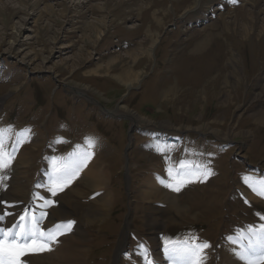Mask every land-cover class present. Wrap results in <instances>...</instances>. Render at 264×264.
Returning <instances> with one entry per match:
<instances>
[{"label": "rangeland", "instance_id": "obj_1", "mask_svg": "<svg viewBox=\"0 0 264 264\" xmlns=\"http://www.w3.org/2000/svg\"><path fill=\"white\" fill-rule=\"evenodd\" d=\"M0 1V124L13 129L0 130L5 157L6 145L13 146L15 139L9 135L21 132L14 129L35 125L38 134L32 143L21 145L29 152L30 163L28 177L23 176L29 185L24 192L33 193L38 171L48 169L54 156L76 149L74 139L93 133L98 137L95 145L102 148L89 150L92 162L86 167L87 177L85 168L74 182L75 205L85 204V210L108 201L100 223L87 225L78 213L69 218L89 232L83 263L113 264L116 249L124 242L115 264H145L136 257L139 252L149 255L143 248L145 239L157 249L172 240L183 245L207 242L211 247L202 250L206 257L202 264H248L236 254L237 244L244 242L234 236L264 223V198H249L241 186L242 177L264 179V35L258 36L260 27H255L251 36L244 37L246 33L231 22L228 12L236 13L243 4L250 8L249 0ZM224 19L231 27H225ZM16 37L23 43L21 53L10 51ZM203 39L205 45L198 49ZM113 60L117 63L110 71L89 73ZM121 72L141 73L140 80L128 88L117 77ZM77 86L87 88L83 95ZM170 87L175 89L168 93ZM61 134L67 141L52 143L50 149L52 138ZM177 134L172 141L183 138L173 142L168 154L170 140H164L165 135ZM184 146L191 150L184 164L196 170L203 165L198 178L194 172L175 185L172 174L187 175L174 171ZM10 155V166L4 168L9 180L0 185L3 204L8 198L4 190L14 185L16 172L25 169L17 168L16 156ZM98 158L106 179L95 187L88 172L96 168ZM163 162L168 165L160 167ZM162 168L170 183H164L166 188L180 186L173 197L180 200L183 213H173V197L167 196L165 203L139 197L143 180ZM45 177L47 191H52L50 176ZM58 192L64 191L59 187ZM50 198L54 201L50 209L65 208V199ZM12 201L24 204L27 200L13 196ZM72 208L68 206V211ZM78 233L74 232L76 238ZM150 242L146 245L154 250ZM131 249L133 262L132 254H125ZM33 252L29 254H37Z\"/></svg>", "mask_w": 264, "mask_h": 264}, {"label": "bare ground", "instance_id": "obj_2", "mask_svg": "<svg viewBox=\"0 0 264 264\" xmlns=\"http://www.w3.org/2000/svg\"><path fill=\"white\" fill-rule=\"evenodd\" d=\"M197 1L193 2V5H196ZM215 1L216 0H207V3H209V2L211 3V2H215ZM7 2H9V1H7ZM242 2H244V1H242ZM246 4H249V6H251V7L245 8V5L243 4L244 6L243 5L237 6V9H235V11H237L236 13L231 12V11L228 12L229 16L232 17L231 22H233L234 25H236L242 33H246L243 35L244 37H249V35L251 36V33H249V32H251V30H253L255 27H260V29H258V33H259L258 36L264 35V0H249V2H247ZM0 5L2 6L1 1H0ZM235 6L236 5H234V8H236ZM7 7H8V5H7ZM189 8H187L186 10L189 11L188 10ZM211 8H212V5L208 7V9H211ZM223 8L224 7L221 4V6H219V9H223ZM227 17H228V15H227ZM206 18L207 17H204V19H206ZM208 18H211V17H208ZM240 19H242V20H240ZM223 23H224L225 27H231L229 24L230 21H227L226 19H224ZM240 28H242V30ZM16 33H15V36H16ZM205 42H206V40H204V39L200 40V43L197 45V48L201 49V47L203 45H205ZM156 43H157V39L152 42V44L148 50L153 51V48L155 47ZM22 47H23V43L21 42V40H19V38L16 37L15 40L11 41L10 51L13 50V52L21 53L23 51ZM24 58H21L22 61L24 60ZM77 61L79 62L80 60L78 59ZM39 63H41V62H39ZM116 63H117V61H115V60L109 61L106 66L99 65L95 70L89 71V73L90 74H99L101 72V69H102V72H106V71L108 72L111 69H113V67L116 65ZM42 67H43L42 64H39L38 66H36V68H38V69H40ZM140 75H141V73H138L136 75L133 72H130V73L121 72L120 74L117 75V77L120 80L124 81L128 88H132L134 86V84L140 80ZM75 89L77 92L83 94L87 88L77 86ZM174 89H175V87H170V88H168L167 91H169L168 93H170ZM120 109H122V107ZM136 119L141 120V118H137V116H136ZM151 123L152 122H149L148 124H151ZM176 129H178V128H176ZM228 133H230V132L228 131ZM226 136L228 138L230 136V134L226 135ZM35 138H36V136H35ZM35 138H34V140H35ZM101 149L102 148H100V150ZM95 151L99 152V147H96ZM28 153L29 152H26V150L24 148L21 149L19 154L16 156L17 159L15 158L17 161L16 166H17V168H22V167L24 168L25 167V169L20 170L19 172L18 171L16 172L17 173L16 180H15V183L13 186H10L9 188H7V190L2 189V191L4 190L5 193H7L8 198L5 199V202H4L5 204L0 202V222H1V220H3V222L6 225L11 224L12 221L15 219V217L18 216V213L20 212V210L22 211V209H23V206H20V205H18V203L12 201V197L13 196H19L22 200H24V199L27 200L30 197V195H27L24 192L25 189H27L29 187V185H27L26 182L23 180V176L25 175V173H26L27 177L29 175L28 170H27V168L30 166ZM97 160L99 162H96V165H97L96 168H91L90 171L88 172V180L90 182H93L94 185H92V186H95V187H98L100 185V183L106 179L105 167L103 166L104 164H102V162L99 158ZM90 162H91V160H90ZM154 165L159 166L158 162H156ZM160 167H161V165H160ZM159 169H161V168H159ZM159 169L157 170V172H160ZM162 169H164V168H162ZM171 169H172V166H171ZM166 170H167V168H166ZM86 171H87V168L83 172V174L87 177ZM155 171H156V169L154 170V172ZM157 172H156V174L158 175ZM156 174L153 175V173H151L150 176L148 175L147 179L143 180L141 187H139V189H138V194H139V197H141L142 199H149L151 201L155 200V201H159L161 203H165V201H167L166 197L167 196L173 197L174 194L172 191L167 190L166 187H165L166 189H164L162 187V185L160 184L161 183L160 177L157 178ZM67 177H70V175H68ZM195 177H196V175H195ZM76 178H75V180H76ZM71 179H72V177H70L69 180H71ZM181 183H183V182H181ZM259 185H262V184L260 183ZM74 186H75V184L73 183L71 187H69L68 189H66L63 192V194L62 193L60 194L55 190H52L49 192L50 196L55 195L58 198H60V200L65 199L64 203L66 204V206H65V208H62V206L61 207L55 206L53 209L49 208L50 212L48 213L47 216H45L46 225H44L43 227L47 228L56 222H63L62 228L60 230L63 232L61 234L59 232H57L54 235L53 239L51 240V243L49 245H46L45 250L37 251L36 255H30V254H32V253L29 254L30 251L25 252L24 253V257H25L24 261L25 262L22 261L21 264H84L85 263V262L83 263V261H84V258H86V255L88 253V246L90 245V243H89V232L85 231L84 227L81 224H79L80 223L79 221H78L79 223L73 222L69 225L68 222L71 221V220H69V218L73 213H78L80 215L79 217H81V219H83L87 225H92L93 223L96 224L97 222L100 223L104 217L105 210L108 208V201L102 200L100 202L101 208L98 206H96V208H92L93 207L92 206V207H89V208L84 210L83 206L85 204L83 202H81V204H84V205H81L80 207L78 205H75L78 203L76 202V200L74 199V197L72 195H77L78 192L74 188ZM254 187H255V190L258 192L257 196L263 197L264 195H261L260 193L264 192V188H262V186H261V188L259 190L257 186H254ZM61 190H62V188H61ZM180 191H181V189H180ZM247 194H248L249 198H256V199L258 198V197H255L254 194L253 195H251L249 193H247ZM78 196L84 197L85 195L83 194V195H78ZM6 200H7V202H6ZM172 203L175 204V207L173 208V213H177V214L183 213V206H181L180 200L178 201L175 197H173ZM68 206H74L75 208L71 209L73 211H68L69 210ZM91 209H92V214H91ZM154 209H156V208H154ZM68 226H70V228ZM75 231L79 232L78 234H76V235H78L77 236L78 238H76L74 235ZM147 238H149L151 240L150 237H147ZM152 238H155V237H152ZM142 240L145 241L144 243L150 242V241H146L145 239H142ZM152 242H154V239H152ZM123 243L124 242H120V246L116 249L115 262L113 264H115L118 261L117 258L121 252V249L123 248ZM150 245L152 247H154L153 251H156L159 249V248L157 249V247L154 246L151 242H150ZM159 250H161V249H159ZM221 250H220V252H221ZM35 252H33V253H35ZM33 257H35V258H33ZM224 257H225V253L223 252L222 258L224 259ZM223 262H225V261H223ZM203 264H205V263H203Z\"/></svg>", "mask_w": 264, "mask_h": 264}, {"label": "snow or ice", "instance_id": "obj_3", "mask_svg": "<svg viewBox=\"0 0 264 264\" xmlns=\"http://www.w3.org/2000/svg\"><path fill=\"white\" fill-rule=\"evenodd\" d=\"M91 144V142H89ZM11 155L5 157L3 152V139L2 132H0V168H7L10 161ZM183 167V165L181 166ZM79 168L78 164L71 166H66L63 170V175H72ZM261 183H264L262 181ZM172 187V185H168ZM175 191H180V186L174 188ZM264 195V192L260 193ZM43 215V214H42ZM27 213L20 217V221H25ZM264 219V217H262ZM33 225L31 228H25L24 224H20V232L15 235H11L9 239L0 238V264H21L20 257L25 253L26 250L29 251H43L46 245L40 244L36 245V229L35 217L32 218ZM69 225L73 222L69 221ZM247 239V243H241V251L236 253L241 259L248 261V264H254L251 259L253 255L257 252L261 257H264V223H261L259 229L257 230L254 226H250L247 233L242 236H238L237 239ZM16 240H22L24 242L31 241L32 247H27L26 244L15 243ZM211 245L207 242L196 244V245H184L180 247H173L171 249H165L166 253L173 259L179 257L181 264H193L197 253H201L199 259L201 264L206 257L203 255L202 250L210 248Z\"/></svg>", "mask_w": 264, "mask_h": 264}, {"label": "crops", "instance_id": "obj_4", "mask_svg": "<svg viewBox=\"0 0 264 264\" xmlns=\"http://www.w3.org/2000/svg\"><path fill=\"white\" fill-rule=\"evenodd\" d=\"M261 182L260 181H258V182H254V184H252V186L254 187V186H257L258 187V189L260 190V188H261V186H262V188H264V183H261L262 185H259ZM258 184V185H257ZM256 194H258V192L255 190L254 191Z\"/></svg>", "mask_w": 264, "mask_h": 264}]
</instances>
